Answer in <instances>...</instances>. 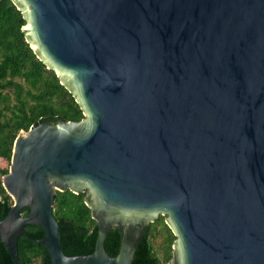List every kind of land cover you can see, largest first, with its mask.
<instances>
[{"label": "water", "instance_id": "obj_1", "mask_svg": "<svg viewBox=\"0 0 264 264\" xmlns=\"http://www.w3.org/2000/svg\"><path fill=\"white\" fill-rule=\"evenodd\" d=\"M9 2L83 116L14 137L0 220L13 263L34 224L50 264H130L165 215L170 264H264V0ZM66 189L85 191L97 225L86 255L60 248L51 203Z\"/></svg>", "mask_w": 264, "mask_h": 264}, {"label": "trees", "instance_id": "obj_2", "mask_svg": "<svg viewBox=\"0 0 264 264\" xmlns=\"http://www.w3.org/2000/svg\"><path fill=\"white\" fill-rule=\"evenodd\" d=\"M23 24L11 2L0 8V159L7 165L0 167V220L11 205L1 186V176L7 172L18 131L40 122L78 121L83 117L58 80L24 43ZM84 196L85 191L73 193L66 189L55 191L52 197L51 212L57 223L61 251L66 256L86 255L94 247L97 225L89 215ZM27 213L26 207L21 209V215ZM163 219L164 216L158 215L147 224L130 264H164L170 259L174 236ZM24 230L28 238L19 234L16 243L19 264H50L45 249L34 241L42 237L41 228L25 224ZM157 237L163 243L159 249L154 243ZM118 243L117 228L112 226L103 240L106 254L114 256ZM0 264H14L1 242Z\"/></svg>", "mask_w": 264, "mask_h": 264}, {"label": "rangeland", "instance_id": "obj_3", "mask_svg": "<svg viewBox=\"0 0 264 264\" xmlns=\"http://www.w3.org/2000/svg\"><path fill=\"white\" fill-rule=\"evenodd\" d=\"M0 167L1 168L7 167L6 162L3 159H0ZM162 216H164V218H165V215H162ZM154 243H155L156 249H159L163 246L162 239L160 237H157L156 240H154Z\"/></svg>", "mask_w": 264, "mask_h": 264}, {"label": "built area", "instance_id": "obj_4", "mask_svg": "<svg viewBox=\"0 0 264 264\" xmlns=\"http://www.w3.org/2000/svg\"><path fill=\"white\" fill-rule=\"evenodd\" d=\"M164 264H170V263H169V260H168L166 263H164Z\"/></svg>", "mask_w": 264, "mask_h": 264}]
</instances>
